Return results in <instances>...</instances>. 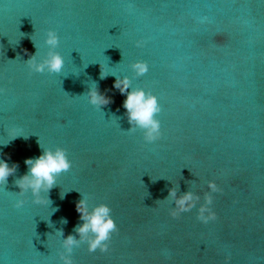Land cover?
<instances>
[{
	"label": "water",
	"instance_id": "water-1",
	"mask_svg": "<svg viewBox=\"0 0 264 264\" xmlns=\"http://www.w3.org/2000/svg\"><path fill=\"white\" fill-rule=\"evenodd\" d=\"M48 28L62 71L29 72L23 61L46 51ZM136 59L148 65L141 76L129 68ZM99 64L157 96L159 140L126 132L124 97L112 75L100 79ZM93 81L110 100L100 109L80 96ZM38 141L63 147L71 166L47 192L49 205L26 194L13 208L14 181L40 153ZM5 142L0 159L16 169L0 185V264H59L58 238L48 234L77 236L80 195L106 203L118 231L105 253L74 248V264H223L225 253L229 264H264V2L0 0ZM210 178L223 189L213 194V222L196 221L195 208L173 219L170 201H157L171 182L199 194Z\"/></svg>",
	"mask_w": 264,
	"mask_h": 264
},
{
	"label": "clouds",
	"instance_id": "clouds-1",
	"mask_svg": "<svg viewBox=\"0 0 264 264\" xmlns=\"http://www.w3.org/2000/svg\"><path fill=\"white\" fill-rule=\"evenodd\" d=\"M205 20V17H200L197 19V23H203ZM42 42L47 46L46 51L38 57L36 50L35 53L28 55V58L23 61L24 64L29 72L60 73L64 66V59L55 50L58 44L56 31L52 28L45 29ZM133 44L138 48L143 47L144 40L136 39ZM33 46L36 49L34 43ZM129 68L135 76H141L147 72L148 65L144 60L136 59L130 62ZM99 69L100 79L112 75L114 77L112 87L124 97L121 106L125 110L124 116L129 124L126 132L139 131L145 143L159 140L162 132L161 123L157 116L161 112V106L157 96L143 87L132 86L127 75H118L108 71L102 64H99ZM80 96H83L89 105L98 109L110 102L107 96L98 91L94 81L88 84L87 91ZM110 119L117 123V117L113 116ZM6 143H0V145ZM38 145L41 149L40 153L37 156L24 159L23 163L26 165L27 171L14 181L19 191L13 193V208H20L25 203L26 194L30 195L33 204L49 205L51 201L48 199L47 192L56 184L57 176L66 172L71 166L63 147H44L39 141ZM15 169V164L10 165L6 160L0 159V185L5 183L6 178ZM191 182L193 181L189 183ZM204 184L206 190H202L199 194L190 188L178 193V185L171 182L167 196L163 200L157 201H170L171 206L167 208V215L173 219L178 218L181 213H187L195 208V220L201 224H208L217 219V213L213 207V194L221 193L223 189L214 178L207 179ZM67 191L60 192L61 199ZM74 207L80 221L73 227L77 236L74 237L71 233L64 236L62 229H56L52 234H48V236L54 235L58 238L59 247L55 249V255L59 264H74L73 249L81 245H84L85 250L89 253L107 252L112 234L118 231L110 214L111 209L106 203L98 202L89 205L88 199L80 195V199L75 201ZM55 210L52 209V211ZM66 222L64 219L61 220V223ZM161 255L168 259L169 251L161 249ZM229 261L230 255L225 253L223 264H229Z\"/></svg>",
	"mask_w": 264,
	"mask_h": 264
},
{
	"label": "snow or ice",
	"instance_id": "snow-or-ice-1",
	"mask_svg": "<svg viewBox=\"0 0 264 264\" xmlns=\"http://www.w3.org/2000/svg\"><path fill=\"white\" fill-rule=\"evenodd\" d=\"M262 2H264V0H262Z\"/></svg>",
	"mask_w": 264,
	"mask_h": 264
}]
</instances>
